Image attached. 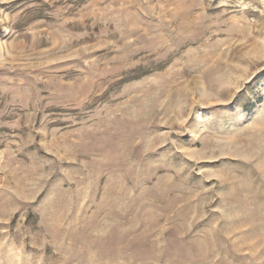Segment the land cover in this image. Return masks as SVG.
I'll return each instance as SVG.
<instances>
[{
  "label": "rangeland",
  "instance_id": "rangeland-1",
  "mask_svg": "<svg viewBox=\"0 0 264 264\" xmlns=\"http://www.w3.org/2000/svg\"><path fill=\"white\" fill-rule=\"evenodd\" d=\"M0 264H264V0H0Z\"/></svg>",
  "mask_w": 264,
  "mask_h": 264
},
{
  "label": "trees",
  "instance_id": "trees-1",
  "mask_svg": "<svg viewBox=\"0 0 264 264\" xmlns=\"http://www.w3.org/2000/svg\"><path fill=\"white\" fill-rule=\"evenodd\" d=\"M252 107V106H251Z\"/></svg>",
  "mask_w": 264,
  "mask_h": 264
}]
</instances>
